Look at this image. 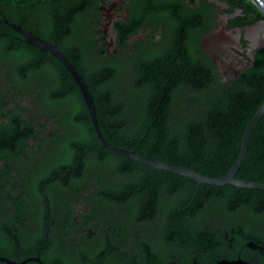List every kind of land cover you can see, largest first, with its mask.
Returning <instances> with one entry per match:
<instances>
[{
    "label": "trees",
    "instance_id": "1",
    "mask_svg": "<svg viewBox=\"0 0 264 264\" xmlns=\"http://www.w3.org/2000/svg\"><path fill=\"white\" fill-rule=\"evenodd\" d=\"M101 2L0 0V257L203 264L243 241L264 245V190L199 184L104 148L63 65L3 22L67 57L110 145L219 178L264 100V47L253 66L227 80L199 39L219 16L234 15L228 28L264 20L259 9L250 0H127L112 57L97 23ZM235 178L264 184V114ZM147 234L154 263L142 258L144 245L136 254L113 243Z\"/></svg>",
    "mask_w": 264,
    "mask_h": 264
},
{
    "label": "water",
    "instance_id": "2",
    "mask_svg": "<svg viewBox=\"0 0 264 264\" xmlns=\"http://www.w3.org/2000/svg\"><path fill=\"white\" fill-rule=\"evenodd\" d=\"M250 1H252L256 5V7L259 9V11L261 12L264 18V0H250ZM3 22L8 27H10L12 30L20 34L23 40L27 44L34 46L43 52H49L55 59H57L63 65V67L70 74L71 78L73 79V81L75 82V84L78 86L80 90V93L83 97L85 106L88 111V115H89L93 130L98 140L100 141V143L102 144L104 148H107L119 155H122L126 158H129L131 160H134L146 166H149L153 169L171 172L179 176L194 180L195 182L199 184L201 183L212 184V185L229 184L237 188H254V189L264 190V184L241 181L235 178L238 169L240 168V166L242 165L246 157L252 131L254 127L256 126V124L258 123V121L260 120V118L262 117V115L264 114V100L246 126V129L244 131V134L241 140V147H240V151H239L237 159L235 160L234 164L230 167V169L227 171V173L223 177L212 178L209 176L199 174L190 169L173 166V165L160 162L157 160H153L147 157H141V156H138L134 151L120 149L115 146H112L104 139L100 131V128L98 126L94 102L88 90L86 81L80 75V73L76 70L73 64L67 59V57L54 44H51L47 41H44L32 35L29 31L23 29L22 27L18 25L8 22L6 19H3ZM257 26L259 27L264 26V20H260ZM242 37H243L242 30L235 29V33H233L232 30H228L226 28V22H223L217 30L210 32L202 40V43L203 42L209 43L212 46H215V48L216 46L223 48L224 52H226V50L228 49H233L235 52L239 53L241 57L244 58V61L239 62V66L235 70L234 79H236L238 75L241 74L245 69L254 65V54L264 47V36H261L258 39V43L256 45H252L249 49H243L239 45V42H238L239 39ZM253 248H258V246H254ZM29 261L43 264L38 258H27L17 263L14 261H10L6 258L0 257V262L6 263V264H25ZM193 264H195L194 261H193Z\"/></svg>",
    "mask_w": 264,
    "mask_h": 264
},
{
    "label": "flooded vegetation",
    "instance_id": "3",
    "mask_svg": "<svg viewBox=\"0 0 264 264\" xmlns=\"http://www.w3.org/2000/svg\"><path fill=\"white\" fill-rule=\"evenodd\" d=\"M110 1H112L111 4L108 3ZM99 9H100V14H99V17L97 19V23L101 27V34H102V37H101V35L99 37H101L102 40L105 42L104 35H106V34L102 31L104 26L101 23H102V20L107 21L106 24L108 26V31L112 37V57H113V56L117 55V52L119 51V48L117 47V39L119 37V32L121 31L120 30V23L127 21V14H128L129 6L127 4V0H102L101 6L99 7ZM104 12H105V14H104ZM102 14L105 15L104 19L102 18ZM233 16L234 15L219 16V19H217V20L219 21L220 25L223 22H226V28L228 30H232L233 33H235V29L242 30V36L243 37L240 38L238 42H239V45L243 49H249L252 45H256L258 43V39L261 36H264V26H261V27L257 26V24L259 23V21H257L253 25L246 26L243 29H240L238 27L228 28L227 27V20L232 18ZM219 26L214 30H217L219 28ZM34 28L37 29L36 27H34ZM160 29H161V27H159V30ZM214 30H212V31H214ZM212 31H210V32H212ZM141 32H144V31H141ZM210 32L205 33L200 37V39H199L200 49L203 51L204 54H206L209 57V59L211 60V63L215 67H217L219 70H221V74H222L223 78L228 80L232 77L234 79L235 70L239 66V62L244 61V58L241 57L240 54L235 52L233 49H228V50H226V52H224L223 48H220L217 46L215 48V46H212L211 44L206 43V42L202 43L203 38L207 34H209ZM156 37L159 38L158 32L156 33ZM139 38H141V36H139ZM134 39H136V38L133 37L130 40L132 41ZM106 45H107V48L110 50L109 45L107 43H106ZM120 53H122V52L120 51ZM114 224H115V221H113L112 226ZM124 228H125V230H127V226H124ZM137 238H140V240H138L134 237L128 236L127 238H125L123 240L122 243H118L119 241H117L116 239L113 240V243H114V245H117L120 247L126 246L130 252L136 253V254H138L137 253L138 248L140 249L141 246L144 245L143 247H144L146 253H145V255H142V258L148 259L154 263L155 255L149 249V245H148L151 237H149L147 234L144 237L139 235V236H137ZM142 242H143V244H142ZM72 245H75L76 247L78 246L74 242L72 243ZM231 246L232 245H230L229 247H231ZM254 246H258V248H253ZM62 250L65 252H68V253L76 252V250H69L68 248H65ZM3 258H5V257H3ZM27 258H38L39 259V257H32V256L31 257H25V259H27ZM25 259H23V260H25ZM156 260L160 261L159 259H156ZM10 261H12V260H10ZM193 261L195 262V264H202L197 259H193L191 261V264H193ZM50 262L52 264H54L56 261L51 260ZM161 262H162L161 264H183V262L180 259H172L166 263H164L163 261H161ZM27 263H25V264H27ZM221 263L222 264H264V245H262L258 242H254V241H243L242 247H239L237 249L226 250L224 252V257H223V255L217 256L214 253H209L208 257L206 256V259H205L203 264H221Z\"/></svg>",
    "mask_w": 264,
    "mask_h": 264
},
{
    "label": "rangeland",
    "instance_id": "4",
    "mask_svg": "<svg viewBox=\"0 0 264 264\" xmlns=\"http://www.w3.org/2000/svg\"><path fill=\"white\" fill-rule=\"evenodd\" d=\"M108 3L111 4L112 1H110V2H108ZM104 14H105V12H104ZM104 14H102V18H103V19H104V17H105ZM106 22H107V21H103V20H102V23H101V24L104 26V28H103L102 31L106 34V35H104L105 42L109 45L110 50H111V49H112V37H111V35H110L109 31H108V26H107Z\"/></svg>",
    "mask_w": 264,
    "mask_h": 264
}]
</instances>
